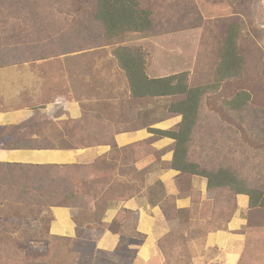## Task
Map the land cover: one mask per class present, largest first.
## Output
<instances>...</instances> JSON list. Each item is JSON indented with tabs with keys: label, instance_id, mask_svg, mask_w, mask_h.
Segmentation results:
<instances>
[{
	"label": "rangeland",
	"instance_id": "1",
	"mask_svg": "<svg viewBox=\"0 0 264 264\" xmlns=\"http://www.w3.org/2000/svg\"><path fill=\"white\" fill-rule=\"evenodd\" d=\"M32 1L34 3L30 6H36L34 11L44 12L47 16L44 17V22H49L53 29L54 42L57 43L53 50L56 53L53 54L57 55L52 58L60 60L71 55L60 61L43 62L48 66L53 65L48 67L46 73L49 74L54 69L53 73L58 76L57 72L59 75L63 72L67 83L75 86L77 66L83 68L85 64L92 63L102 69H110L107 73L99 74V82L101 84V80H104L109 89L112 84L116 88L117 96L114 97L112 113L115 127L132 126L139 113L146 124L159 118L166 120L179 115L168 110L171 101L176 99L174 97H131L125 72L121 69L122 74L119 76L118 71L114 74L111 70L112 66H119L112 52L114 49L122 46L141 48L147 57V73L150 77L186 71L189 73L191 86L208 85L215 82L216 68L229 29L237 25V43L243 67L239 75L225 79L220 86L209 90L205 95L200 125L189 147V159L208 169L219 165L232 166L238 176L251 187L264 191V137H259L261 127L264 126V0H140L144 7L153 11V30L145 34L127 32L111 40L99 38L100 28L94 21H87V15L94 8L92 0ZM79 7L82 11L78 12ZM15 8L13 6L9 12H16ZM75 19L77 23L84 22L72 26ZM34 21V18L30 19L31 24ZM14 23L15 21L12 26ZM28 35L30 42H36L35 33ZM23 38L24 35L11 28V19L3 25L0 23V47H9L6 60L24 58L20 57L22 51L16 49L23 48ZM26 53L28 57L35 54ZM80 58L83 64L79 61ZM29 64L38 65L40 61ZM40 65L44 66L42 63ZM59 83H62L61 78ZM122 84H125L124 88L121 87ZM241 91L250 95L249 106L244 111L243 118L225 107L226 102ZM104 94L106 90L100 93L102 96ZM108 94L114 96L111 90ZM87 122L93 121L89 119ZM170 122L172 123L171 119ZM178 124H172L168 130H177ZM115 127L109 134L114 132ZM145 145L147 144L132 145L129 148H148ZM174 146L175 142L169 148ZM124 152L126 151L117 152L120 159L109 163L114 166L115 162L118 164L123 160L119 164L126 171L130 167L128 161L122 159L127 157ZM104 163L101 169L107 171L108 162ZM2 169L0 167V177L5 175ZM7 175L13 176V172L10 171ZM133 176L140 180L143 174L134 173ZM94 180L106 182L102 175L92 179ZM107 181L112 182L113 176H109ZM109 186L104 184L94 213L97 218L102 216L104 230L113 231L116 225L109 222L114 217L111 209L115 211L117 204H114L116 201L111 203V200L118 198L119 194H123L125 199L129 195L127 189L124 191L122 188H118L117 194L113 193ZM82 190L88 192L87 188ZM192 196L193 205L183 211H173V196L165 198L167 210L163 213V222H158L162 231L157 236L161 264H264V206L249 207L247 197L236 194L231 189L218 191L216 195L210 196L196 191ZM107 205L111 206L103 210ZM49 210L41 213L43 218H49ZM0 212L1 215L3 212L11 214V217L17 215L16 224L27 222L34 213H39L26 205L10 203L4 204ZM128 224V228L121 234L117 233L119 241L115 249H101L108 244V234L101 244L88 237L96 235V228L93 227L86 233V238L73 242L70 257L74 259L75 255L78 256L76 264H138V247L143 242L144 235L136 234L137 222L132 220ZM224 229H230L232 233L230 249L226 250L220 249L213 239L218 230ZM235 244L237 247L241 245V248L237 249L236 259L232 261L227 254L233 253L231 251ZM25 252L29 255L28 250ZM231 256L234 257L232 254Z\"/></svg>",
	"mask_w": 264,
	"mask_h": 264
},
{
	"label": "trees",
	"instance_id": "2",
	"mask_svg": "<svg viewBox=\"0 0 264 264\" xmlns=\"http://www.w3.org/2000/svg\"><path fill=\"white\" fill-rule=\"evenodd\" d=\"M37 1V0H36ZM93 11L87 15V21H94L100 28L99 35L103 40H111L127 32L150 33L155 25L153 11L144 7L140 0H92ZM32 0H0V23L2 25L11 19V28L24 35L23 48L16 47L22 54L19 60L9 61L5 56L9 47H0V68L11 65L24 64L29 62L46 60L54 57L53 50L57 47L53 29L50 23L44 22L47 17L42 11H34L36 6H30ZM92 4V3H91ZM16 6V12H9ZM82 11V8H77ZM38 17V18H35ZM50 17V16H49ZM35 21L31 24L30 19ZM12 26V22H14ZM86 21V19H85ZM76 19L72 26L79 25ZM85 26V24H83ZM88 27V26H87ZM231 26L225 39L221 58L215 72V82L202 86H191L189 73L184 71L162 77H150L147 73V57L141 48L122 46L112 52L118 60L119 67L125 72L128 79V87L133 99H153L155 97H174L169 105V112L181 116L177 130L150 129V132L159 137H168L174 140V154L169 162H163L165 168H171L184 175H196L207 179L208 194L216 195L218 191L231 189L236 194L245 195L250 206H264V191L251 187L246 180L241 179L236 171L229 165H219L211 169L201 166L200 163L189 159V150L195 131L201 120L203 100L209 90L217 88L228 78L240 74L243 67V60L238 50V28ZM91 30V29H89ZM35 33L36 42H30L29 35ZM32 45V46H30ZM26 52H33V57L26 56ZM250 95L241 91L232 99L226 102L225 107L243 118L244 111L249 106ZM30 120L22 125H29ZM89 123L67 118L61 121L64 126L60 133V145L65 149L76 147H90L100 144H110V153L96 158L86 164H22V163H0L5 175L0 177V210L4 204H23L35 210L33 217L27 222H18L17 215L0 212V264H76L78 256L73 259L70 253L73 251V242L77 239L86 238V233L95 227L96 235L88 236L96 242L104 230L102 216L95 215L98 197H100L105 186H109L113 193H118V188L125 191L122 176L128 171L121 168L122 161L108 163L107 169H101L104 161L108 162L119 159V152L127 151L128 148H118L112 137L105 136H76L75 131L81 126L85 129ZM72 126V127H67ZM259 137H264V126L261 127ZM53 144V143H52ZM42 147L43 144L35 143L31 146ZM55 146V144H53ZM116 150V151H115ZM125 154V153H124ZM126 159V157H124ZM109 161V162H111ZM13 172V176L7 175ZM111 173V174H110ZM102 175L106 182L94 180ZM113 176V181L108 182L107 178ZM25 180V181H23ZM105 180V179H103ZM26 183V184H23ZM92 183V184H91ZM122 183V184H121ZM118 184V185H117ZM87 188L88 192L82 190ZM117 190V191H116ZM115 198V197H114ZM167 199H170L167 197ZM160 206L165 213L167 210L166 200ZM125 200L123 194L111 200V203L118 204ZM173 211H180L175 205V199L171 200ZM99 205V204H98ZM10 206V205H9ZM54 206L69 207L72 209L74 221L77 226V236L74 238L53 235L50 233V223L53 220L52 214L49 218H43L42 212ZM109 206L104 207L106 210ZM8 207V205H7ZM187 209V208H186ZM185 209H182L183 211ZM5 213V214H4ZM15 218V219H13ZM101 218V219H100ZM138 221V212L121 207L114 218L112 225H116V232L120 233L128 228V222ZM137 231V230H136ZM140 235V232H136ZM28 250L29 255H26ZM135 258V257H134Z\"/></svg>",
	"mask_w": 264,
	"mask_h": 264
},
{
	"label": "crops",
	"instance_id": "3",
	"mask_svg": "<svg viewBox=\"0 0 264 264\" xmlns=\"http://www.w3.org/2000/svg\"><path fill=\"white\" fill-rule=\"evenodd\" d=\"M67 57L71 55L64 56L60 60ZM60 60L53 58L41 60L40 64L44 65L42 67L40 64L24 63L0 68V163L86 164L105 154L108 155L111 150L110 144L73 149H65L60 145V130L64 128L61 126L62 120L83 119L86 123L90 119L93 122L85 129H81L80 126L75 131V135L84 134L93 137L112 135L118 148H128L124 153L127 155L125 160L128 161L130 168L126 171L143 174L140 180L130 173L122 176L121 182L125 185L129 197L115 204V211L111 209L113 220L121 207L138 212L137 231L144 235L143 242L138 247V264H161L157 236L162 230L158 222H163L165 215L160 203L171 195L178 209H186L194 203L192 196L194 192L201 191L203 195L208 194L205 177L184 175L175 169L163 166V162H169L173 158L174 148L169 147L174 140L150 132L151 128L168 130L172 124L179 123L181 118L180 116L166 120L159 118L146 124L139 113L132 126L115 127L112 113L114 97L117 96L116 88L112 84L109 89L104 80H101V84L99 82V74L107 73L110 69H102L98 65L93 66L92 63L85 64L83 68L77 66L78 76L76 72L74 86L67 83L63 72H60V75L57 72L58 76L53 73L54 69L50 70L49 74L46 73L48 67L53 65L48 66L43 62ZM79 61L83 64L81 58ZM111 70L114 74L118 71L119 76L122 74L117 64L112 66ZM60 78L62 83H59ZM124 86L125 84L121 85L122 88ZM104 90L106 94L100 95ZM110 90L114 96L108 94ZM30 120L33 121L29 125L16 127ZM114 127V132L109 134ZM35 143L43 146L31 147ZM144 144H147L145 146L148 148H129L132 145ZM49 212L53 217L49 230L51 234L70 238L77 236V226L71 208L54 206ZM229 230H218L214 235V242L220 246V249H230L232 233ZM117 233L115 230H106L97 241L101 244L108 234V244L101 249H115L119 241ZM239 248L241 245L237 247L235 244L234 250L231 251L233 253L227 254L232 261H235Z\"/></svg>",
	"mask_w": 264,
	"mask_h": 264
}]
</instances>
